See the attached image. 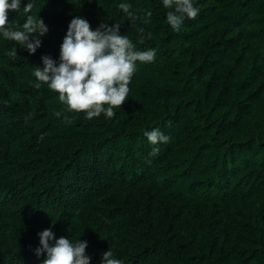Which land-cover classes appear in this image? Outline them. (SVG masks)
Wrapping results in <instances>:
<instances>
[{
	"label": "trees",
	"instance_id": "trees-1",
	"mask_svg": "<svg viewBox=\"0 0 264 264\" xmlns=\"http://www.w3.org/2000/svg\"><path fill=\"white\" fill-rule=\"evenodd\" d=\"M214 1L218 8L209 11L208 18L219 19L224 33L220 39L216 35L212 43L217 49L200 54L197 44L203 30L198 31L191 21L185 19L180 31H173L166 23L169 9L163 7L161 0H127L133 13L147 15L148 22L157 25L162 34L158 41L142 40L139 31L129 25V19H125L127 16L118 7L125 0H34L30 14L45 23L57 16L69 22L76 10L88 5L101 7L110 17L125 20L112 21L109 26L119 23L121 34L128 35L137 50H157L154 62H138L132 77L138 93L146 96L151 108L137 124L131 122V126L124 129L109 127L113 136L97 141L99 135L96 133L92 135L93 139L89 133L71 135L65 148L74 164L60 168L49 165L54 185L59 187L55 195L48 193L43 197L42 193L29 191L35 179L42 184L48 178L46 172L35 168L42 161L33 160L25 166L20 165V173L25 172V175L5 184L1 183L9 171L7 164L0 162V197L3 196L0 221L31 228L45 219L49 222L55 218L63 220L65 213H84L90 197L127 190L134 192L144 185H154L165 194L191 197V203L197 200L207 201V205L219 201L235 202L239 214L243 215L246 199L251 198L256 190L251 181L264 174V0ZM26 3L24 0L21 10ZM25 19L23 12L9 13V22L23 24ZM3 42L0 37V79L12 82L13 68L17 74L32 78L36 66H42V54L46 55L43 44L35 55L27 51L21 55L23 53L17 46L20 53L12 59L6 54ZM242 42L248 44L244 50L250 52L253 49L257 53L248 68H242L246 61L243 53L236 65L228 63L229 56L243 48L240 46ZM12 61L13 65L10 64ZM0 88L3 87L0 85ZM58 95L54 91L49 93L51 110L60 105ZM8 104L0 105L3 106L0 116L6 110L16 113L20 108ZM126 104L128 109L132 108V102ZM79 116L84 118L85 114ZM115 119L116 116L107 118L111 122ZM153 128H159L171 140L160 146L157 156L151 157V145L144 132ZM112 151L119 154L103 163L104 156H110ZM86 158L93 162L91 182L81 179L84 178ZM61 174H66L67 186L62 185ZM160 179L163 180L159 185ZM189 179L195 180L191 186L186 184ZM151 213L149 203L145 214L149 216ZM168 224V228L173 229L174 224ZM244 228L246 231L243 232L249 235L238 233L240 243L223 241L224 234L219 235V230L213 227L214 236L210 231L202 236L198 228L182 227L179 237L170 243L162 238L155 237L156 241L152 242L150 238L142 237L135 243L125 242L129 243L127 247L91 237L87 241L86 254L91 257V264H102V254L110 249L116 258L119 254L121 260H125L122 264H264V221L262 227L253 229L245 225ZM252 236L257 237V241ZM118 246L119 249L114 250ZM228 251L245 256H228ZM43 259L23 248L2 250L0 247V264H43Z\"/></svg>",
	"mask_w": 264,
	"mask_h": 264
},
{
	"label": "rangeland",
	"instance_id": "rangeland-1",
	"mask_svg": "<svg viewBox=\"0 0 264 264\" xmlns=\"http://www.w3.org/2000/svg\"><path fill=\"white\" fill-rule=\"evenodd\" d=\"M193 2L200 8V12L195 19L188 20L195 25L198 31L203 30L197 48H199L200 54H208L212 49H217L212 44L217 38L216 35H219L220 39L224 33L223 26L219 25V19L208 18L209 11L216 10L218 7L214 0H193ZM77 16L87 19L93 30L98 28L102 22L108 24L115 20L126 22L120 17H110L108 12L101 7H92V5L76 10L72 18ZM134 16V20L129 17L125 19H129L130 22L128 23L135 31L144 28L145 37L148 33H151V38L145 39L158 41L162 37L157 25L148 22L147 15L135 12ZM62 21H65L64 17L57 16L50 18L45 23L49 28V33L42 42L46 52V55L42 54V57L51 56L53 59L59 60L60 46L70 23V21H65V24H63ZM246 45L248 44L242 42L240 46L243 48L231 54L228 63L230 61L231 64L236 65L240 58L242 59L243 56L241 57V55L243 53L246 61L242 64V68L251 66V62L255 60L257 53L253 49L250 52L244 50ZM17 46L12 41L4 40L3 42V47L7 52ZM19 49L23 53L21 55L26 54L24 49ZM245 51L247 52L245 53ZM20 52L17 51V55ZM10 64L13 65V61ZM12 72L14 73L12 82L0 79V85L3 87L0 88V105L9 103L10 106L17 105L20 108L16 113H13V111L8 113L7 110L4 113L1 112L4 115L0 116V162L6 163L9 171L4 183L1 184H5L6 181L15 177H23L25 172L24 174L20 173V165L25 166L33 160L42 161V164H36L35 168L39 167L40 172H46L48 178L46 180L42 179V184L35 179L29 191L35 192V194L42 193L43 197L48 193L55 195L59 189L54 185L55 179L51 177L49 165L60 168L73 163L65 148L67 143L70 142L69 137L71 135L89 133L90 138L93 139L92 135L96 133L99 135L96 138L97 141L108 135L113 136V130L109 127L124 129L130 127L131 122L137 124L145 116L146 110L151 108V105L147 103L146 96L138 93L136 82L132 79L129 85L128 100L126 101V103L128 101L132 102V108L128 109L126 103L121 108H115V122L104 119L103 114L96 119L87 120L85 117L79 116L80 113L67 112L65 110L66 106L61 102H59L58 108L51 110L48 97L52 90L48 89L46 84L41 82V87L36 89L33 86L37 82L35 76L29 78L28 76L19 75L16 73L15 68ZM167 96L168 94L165 93V98ZM262 99L264 100V94ZM0 109H3V106ZM56 112H61V116L57 117ZM244 113L246 114V110H244ZM65 116L69 119L65 120ZM41 135L44 137L43 140H40ZM117 154H119L118 151H112L109 154L110 156H104L103 163L111 161ZM61 175L62 185L67 186L68 178L66 174ZM83 175L84 178L82 176L81 179L87 182H91L94 177L93 162L90 158L84 159ZM263 176L251 181V186L256 190L251 198L246 199L248 201H246L243 215L239 214V207L235 202L224 203L219 201L207 205V201L197 200L195 203H191V197L165 194L164 191L160 192L161 189L154 185H144L134 192H127V190L117 194H108L107 196L90 197L84 213L77 212L76 215L65 213L63 220L55 218L52 222H49L45 219L40 225L31 228L16 226L9 221L1 220L0 247L2 250L23 248L25 251L34 252L40 246L38 233L48 228H52L57 238L65 237L74 240L80 238L82 241L89 242L91 237H99L104 242H114L115 246L127 247L129 243L138 242V239L142 237L150 238L152 242L156 241V238H162L170 243L179 237V231L182 227L191 230H197L198 228V232L202 233V236L207 235V231L211 232V227H213L219 230V235L224 234L223 241L230 240L233 243H240L238 233L241 232L245 236L249 235L243 232L246 231L245 225H250L253 229L262 227L264 221ZM162 180H158V184ZM194 183V179L186 181L188 186ZM51 191L55 192L52 193ZM2 198L3 196L0 197V200ZM149 203L152 206V213L146 216L145 211ZM169 222L174 224L171 230L168 228ZM53 223L55 224L54 227ZM252 237L257 241V237ZM125 242L129 243L126 244ZM117 248L119 249V246L115 247L114 250H117ZM227 255L235 256V258L245 256L237 252L235 254L234 251H228ZM116 256L121 260L119 254H116Z\"/></svg>",
	"mask_w": 264,
	"mask_h": 264
},
{
	"label": "clouds",
	"instance_id": "clouds-1",
	"mask_svg": "<svg viewBox=\"0 0 264 264\" xmlns=\"http://www.w3.org/2000/svg\"><path fill=\"white\" fill-rule=\"evenodd\" d=\"M23 3L24 0H0V37L15 42L19 48L35 55L49 28L40 17L30 14L34 0H27L21 10ZM161 3L165 9H169L166 23L176 32L180 31L185 19H195L200 12L193 0H161ZM118 7L131 20L135 19L132 5L127 0ZM10 12H23L26 16L23 24L9 22ZM120 28L119 23L109 26L102 22L93 30L87 19L79 16L72 18L60 46L59 60L43 56L42 66H36L33 73L37 81L33 86L39 89L41 82L46 84L48 89L59 94L58 99L66 106L67 112L84 113L87 120L98 118L101 114L106 119L114 117V109L121 108L128 100L129 85L138 62L152 63L157 55V50L153 48L137 50L128 35L121 34ZM138 31L142 40L151 38V33L144 36V28ZM17 49L13 48L6 54L15 57ZM55 115L60 117L61 112ZM64 119L68 120L69 117L65 116ZM144 136L151 145V157L157 156L160 146L171 140L159 128L145 131ZM43 138L41 135L40 140ZM38 236L40 246L34 250V254L37 258L44 257L43 264H91V257L86 254L87 241L57 238L52 228L43 230ZM102 264H122V261L110 249L102 254Z\"/></svg>",
	"mask_w": 264,
	"mask_h": 264
}]
</instances>
